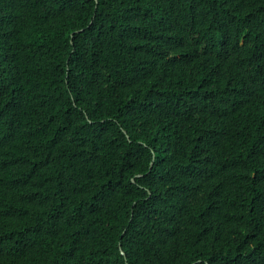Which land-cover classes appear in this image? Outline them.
I'll return each instance as SVG.
<instances>
[{
  "label": "trees",
  "instance_id": "16d2710c",
  "mask_svg": "<svg viewBox=\"0 0 264 264\" xmlns=\"http://www.w3.org/2000/svg\"><path fill=\"white\" fill-rule=\"evenodd\" d=\"M0 264H264V0H0Z\"/></svg>",
  "mask_w": 264,
  "mask_h": 264
},
{
  "label": "water",
  "instance_id": "95a60500",
  "mask_svg": "<svg viewBox=\"0 0 264 264\" xmlns=\"http://www.w3.org/2000/svg\"><path fill=\"white\" fill-rule=\"evenodd\" d=\"M123 252V251H122ZM123 254H124V252H123Z\"/></svg>",
  "mask_w": 264,
  "mask_h": 264
},
{
  "label": "clouds",
  "instance_id": "9594fccd",
  "mask_svg": "<svg viewBox=\"0 0 264 264\" xmlns=\"http://www.w3.org/2000/svg\"><path fill=\"white\" fill-rule=\"evenodd\" d=\"M123 252H124V251H123ZM123 252H122V253H123Z\"/></svg>",
  "mask_w": 264,
  "mask_h": 264
}]
</instances>
